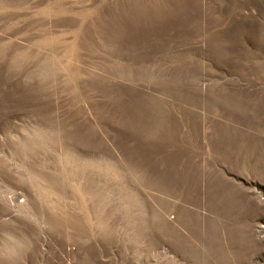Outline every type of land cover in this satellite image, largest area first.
I'll return each instance as SVG.
<instances>
[{
    "label": "rangeland",
    "instance_id": "374dc122",
    "mask_svg": "<svg viewBox=\"0 0 264 264\" xmlns=\"http://www.w3.org/2000/svg\"><path fill=\"white\" fill-rule=\"evenodd\" d=\"M0 264H264V0H0Z\"/></svg>",
    "mask_w": 264,
    "mask_h": 264
}]
</instances>
